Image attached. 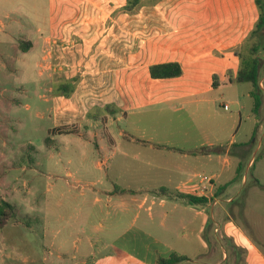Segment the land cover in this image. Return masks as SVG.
<instances>
[{
    "label": "crops",
    "instance_id": "obj_1",
    "mask_svg": "<svg viewBox=\"0 0 264 264\" xmlns=\"http://www.w3.org/2000/svg\"><path fill=\"white\" fill-rule=\"evenodd\" d=\"M126 2L50 0L49 34L42 36L45 45L43 69L48 73L47 79L54 73V85L59 90L53 97V129L75 128V134L92 139L99 155L107 154L106 150L117 149L116 138L120 136L130 142H141L139 145L143 148L139 151L146 156L155 155L154 162L157 156L166 157L165 160L169 161L167 165L154 164L153 161L148 164L152 169L142 172V180L147 182L144 187L133 189L131 185L127 188L116 186L115 189L96 192L104 194L109 205L117 202L125 211L130 210L132 202L136 203L133 219L129 223L117 224V227L127 226L119 229L109 248L115 254L127 257L128 264H156L159 257H169L173 253L193 259V240L199 244L209 243V250L205 254L209 261L205 264H224L228 259L231 262L234 260L227 249L231 242L246 251L245 264H264V251L243 229L233 221L217 219V213L223 211V208H218L222 205L220 201L217 204L213 202L214 198L219 199L221 187L217 182L220 175L212 176L214 187L209 193H204L198 174L193 173L202 157L206 156L209 162L212 161L210 152H217V156L221 157L223 153L229 155L232 147L236 146L238 154H242L240 149L250 148L255 156L264 145V124L256 116L264 111V98L260 109L255 111L251 83L243 93L250 99V131L243 141L237 139L243 126L242 113L239 122L230 115L229 118L234 119L233 126H224L214 120L215 113L207 107L223 104L227 91L246 84L235 81L240 68V59L235 50L245 42L259 21L256 0H162L149 6L150 25L145 29L137 26L136 19L146 6L130 14L124 11ZM128 16L131 17L129 22H134L131 24L134 27L129 26L126 20ZM128 27L129 30L134 29L133 33L132 30L129 32L134 36L129 42ZM28 42L32 45L27 52L35 45L31 40ZM164 64H179L182 75L153 78L150 68ZM51 70L54 72L50 73ZM68 83L74 86V92L69 97L65 93ZM50 90L54 88L50 86ZM233 103L240 105L236 96ZM240 107L245 108L244 104ZM153 113L156 116L149 115ZM180 113L189 115L194 122L201 117L213 118L215 122L208 120L205 125L196 122L192 129L196 132V139L187 133L180 134L183 131L179 126L181 124H177V128H180L177 132L170 125H165V131H170L166 134L164 129L161 132L153 128V117L170 124L172 119H167L170 114L175 116ZM146 114L152 118L139 117ZM132 117H136L135 120H131ZM116 120L125 125L131 122L137 130L141 124H145V130L143 128L141 134L133 137L120 127L119 136L116 137L115 132L110 130ZM147 126L151 130L149 138L144 137L143 133ZM246 127L247 131L248 122ZM224 131L234 132L227 149L222 145ZM176 135L179 139H174ZM105 140L109 147H100V142ZM106 160H109L108 157ZM225 162L229 164L230 160L226 158ZM205 164L208 165V162ZM252 165L253 159L247 168ZM98 166L101 170L102 163H98ZM108 171L109 167L107 173L103 172V176L95 179L79 171H67L65 176L59 174V180H70L73 186L85 181L89 185L104 186ZM137 190H141L139 195ZM144 190L150 193L142 192ZM181 195L204 197L208 201L192 204ZM157 198L161 199L163 216H172L173 235L181 238L177 234L180 228L192 230L193 237H185L189 243L188 249L178 247L176 238L167 240L155 235L151 231V222L143 220L144 207L148 202L155 205ZM194 211L196 216L192 215ZM208 212L209 216H206ZM148 216H154L151 207ZM202 217H209V220H202ZM208 221L211 225L206 236ZM218 241L219 251L216 252ZM83 264L88 263L85 261ZM93 264L99 263L93 261Z\"/></svg>",
    "mask_w": 264,
    "mask_h": 264
},
{
    "label": "rangeland",
    "instance_id": "obj_2",
    "mask_svg": "<svg viewBox=\"0 0 264 264\" xmlns=\"http://www.w3.org/2000/svg\"><path fill=\"white\" fill-rule=\"evenodd\" d=\"M149 15L150 8L146 6L136 19L137 26L149 28ZM126 18L131 27L134 22H129L131 17ZM49 22L50 0H0V206L5 200L15 209L14 216L4 228H0V264H83L85 261L88 264H93V261L99 264H128L127 257L115 254L108 245L119 229L127 226L117 227V224L129 223L133 219L136 203L132 202L130 210L125 211L117 202L109 205L106 196L96 192L115 189L116 186L144 187L147 182L142 180V172L152 169L148 164L156 156L141 153V142H130L118 135L121 127L136 137L143 128L145 130V124L137 130L131 122L125 125L116 120L110 130L115 132L116 137L119 136L116 138L118 148L106 150L107 154L103 155L97 153L91 138L75 133L59 134L58 129H53V97L59 90L54 85V70L50 71L52 74L47 79L48 73L43 69L45 45L42 36L49 34ZM130 30L133 33L134 29ZM130 30L128 27V42L134 39ZM28 40L35 45L29 52L23 53L22 43ZM261 55L264 59V51ZM238 88L227 91L223 104L207 107L215 113L214 120L224 126H233L234 119H230V115L239 122L242 113L243 126L237 139L243 141L250 131V99L243 93L250 88V84ZM235 96L240 105L233 103ZM224 104L229 105L228 110ZM243 104L244 109L240 107ZM263 112L256 113V116L264 124ZM149 115L156 116L154 113ZM149 115L139 117L152 118ZM173 116L170 114L167 118L172 119L170 124L153 117V128L161 132L164 129L166 134L170 131H165V125H170L177 132L180 130L177 124H181L179 126L183 131L180 134L187 133L196 139V132L192 131L194 124L205 125L210 120L201 117L194 122L189 115L181 113ZM177 116L181 118H175ZM214 120L211 118L210 121ZM247 122L249 129L246 131ZM147 128L143 133L149 138L151 130ZM233 133L223 132L224 149L230 146ZM174 139H179V136H174ZM100 143V147H109L106 140ZM235 147L229 155L223 153L221 157L217 156V152H210L212 161L202 157L193 173L198 174V181L199 176L220 175L217 183L221 187L218 197L222 205L218 208H223V211L217 213L218 221H233L264 251V145L255 156L253 149L242 148V154H238ZM85 152L87 154L82 155ZM157 158L154 164L167 165L169 162L166 157ZM226 158L230 160L229 164L225 162ZM251 159L253 165L247 168ZM98 163H102L101 170ZM108 167L109 176L104 186L89 185L87 181L73 186L70 180H59V174L65 176L67 171H79L95 179L103 176V172L107 173ZM140 191L136 193L139 195ZM166 198L169 200L168 196ZM160 202L161 199L157 198L155 205L151 202L146 204L142 211L143 220L151 222V231L155 235L167 240L176 238L178 247L188 249L185 237H193L192 230L180 228L177 234L181 238L173 235L172 216H163ZM149 207L154 214L152 217L148 216ZM192 215L196 216V212ZM206 219L209 220V217ZM210 225L208 221L206 236ZM219 242L216 252L219 251ZM191 249L194 262L205 264L209 261L205 257L209 243L199 244L192 240Z\"/></svg>",
    "mask_w": 264,
    "mask_h": 264
},
{
    "label": "trees",
    "instance_id": "obj_3",
    "mask_svg": "<svg viewBox=\"0 0 264 264\" xmlns=\"http://www.w3.org/2000/svg\"><path fill=\"white\" fill-rule=\"evenodd\" d=\"M162 0H127L124 6L126 13H136L142 7L156 5ZM259 8L260 18L256 24L255 29L249 34L245 42L235 50L236 56L240 59V68L238 76L235 81L238 83H251L253 90L251 96L254 98L255 111H258L262 105L264 90L260 86V81L263 78L264 72L263 57L261 55L264 51V0H256ZM31 42L22 43V51L27 52L31 48ZM151 76L153 78H171L182 75V68L179 64H164L156 65L150 68ZM66 96L69 97L74 92V86L71 83L65 85ZM60 134H73L77 133L75 128L62 127L58 128ZM119 189V188H118ZM117 189V190H118ZM126 192V190H121ZM183 198L188 199L192 204L205 203L207 198H198L191 195H181ZM14 207L9 202L3 200L0 206V228H4L7 222L14 216ZM230 257L234 258L233 262L229 259L224 264H245L246 251L231 242ZM156 264H199L194 262L185 255L177 253L171 254L169 257H159Z\"/></svg>",
    "mask_w": 264,
    "mask_h": 264
},
{
    "label": "built area",
    "instance_id": "obj_4",
    "mask_svg": "<svg viewBox=\"0 0 264 264\" xmlns=\"http://www.w3.org/2000/svg\"><path fill=\"white\" fill-rule=\"evenodd\" d=\"M260 86L264 90V77L260 81ZM224 107L225 109H228L227 105ZM199 182H200V185L202 186V191L204 193H209L211 188L214 187V178L212 176H206V175L199 176ZM219 201L220 200L218 198L213 199L214 204H217Z\"/></svg>",
    "mask_w": 264,
    "mask_h": 264
}]
</instances>
